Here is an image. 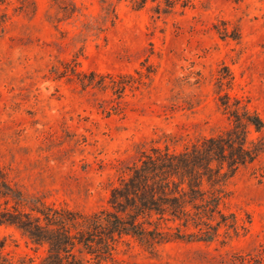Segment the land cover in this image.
<instances>
[{"label":"rangeland","instance_id":"rangeland-1","mask_svg":"<svg viewBox=\"0 0 264 264\" xmlns=\"http://www.w3.org/2000/svg\"><path fill=\"white\" fill-rule=\"evenodd\" d=\"M225 95L264 121V0H0V191L96 211L142 151L229 128ZM227 189L236 228L152 252L130 239L121 264H264V152ZM0 235L14 259L45 254Z\"/></svg>","mask_w":264,"mask_h":264},{"label":"trees","instance_id":"trees-1","mask_svg":"<svg viewBox=\"0 0 264 264\" xmlns=\"http://www.w3.org/2000/svg\"><path fill=\"white\" fill-rule=\"evenodd\" d=\"M220 102L229 128L181 149L154 145L142 151L111 187L106 206L84 213L5 186L10 194L0 193L14 203L0 208V226H15L34 251L45 247L38 264H121L117 254L130 239L152 252L162 241L212 240L222 226L236 228L221 204L232 177L264 152L263 137L248 138L251 127L263 130L264 121L238 100L225 95ZM6 246L7 236L0 235V264H34L31 257L4 253Z\"/></svg>","mask_w":264,"mask_h":264}]
</instances>
